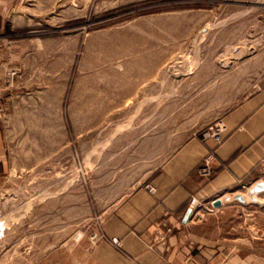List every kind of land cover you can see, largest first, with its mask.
<instances>
[{
  "label": "rangeland",
  "instance_id": "1",
  "mask_svg": "<svg viewBox=\"0 0 264 264\" xmlns=\"http://www.w3.org/2000/svg\"><path fill=\"white\" fill-rule=\"evenodd\" d=\"M5 11L0 264H80L105 238L99 142L147 94L229 65L264 90V0H8Z\"/></svg>",
  "mask_w": 264,
  "mask_h": 264
},
{
  "label": "crops",
  "instance_id": "2",
  "mask_svg": "<svg viewBox=\"0 0 264 264\" xmlns=\"http://www.w3.org/2000/svg\"><path fill=\"white\" fill-rule=\"evenodd\" d=\"M7 3L0 0V31ZM146 97L99 142L105 238L81 251L80 264H264V203L213 205L264 180V90L249 92L244 73L229 65ZM212 123L223 124L221 139L202 137ZM192 196L203 207L184 221Z\"/></svg>",
  "mask_w": 264,
  "mask_h": 264
},
{
  "label": "water",
  "instance_id": "3",
  "mask_svg": "<svg viewBox=\"0 0 264 264\" xmlns=\"http://www.w3.org/2000/svg\"><path fill=\"white\" fill-rule=\"evenodd\" d=\"M261 192H264V180H260L253 184L246 192H237L235 194H226L223 197H218L213 201V205L218 207L223 203L240 201L243 203L250 202H261L264 203V198H261L259 195ZM192 213V207H189L187 210L184 221H187Z\"/></svg>",
  "mask_w": 264,
  "mask_h": 264
},
{
  "label": "built area",
  "instance_id": "4",
  "mask_svg": "<svg viewBox=\"0 0 264 264\" xmlns=\"http://www.w3.org/2000/svg\"><path fill=\"white\" fill-rule=\"evenodd\" d=\"M0 104H1V97H0ZM223 124L222 123H214L208 126V128L204 131L203 133V138H208L210 136H213L217 139H221L222 133H223ZM213 156V153H209V155L206 158V162L204 164V166L201 167L202 171H207L208 170V165L207 162L208 160ZM147 189H149V191L153 192L155 190V186L150 183L147 184ZM190 205L193 209H197L200 210L203 207V202H201L197 196H192L190 198Z\"/></svg>",
  "mask_w": 264,
  "mask_h": 264
}]
</instances>
